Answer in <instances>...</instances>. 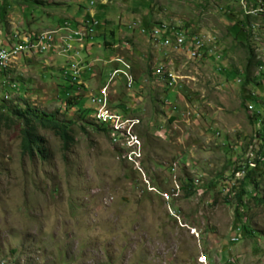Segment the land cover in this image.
I'll use <instances>...</instances> for the list:
<instances>
[{"label": "rangeland", "instance_id": "obj_1", "mask_svg": "<svg viewBox=\"0 0 264 264\" xmlns=\"http://www.w3.org/2000/svg\"><path fill=\"white\" fill-rule=\"evenodd\" d=\"M243 9L234 0H0L5 38L15 29L60 41L86 13L97 22L77 28L90 40H69L84 45L74 82L64 73L71 49L23 52L0 67V264H264V108L254 96L264 97V27ZM64 20L72 26L58 28ZM160 24L183 31L185 47L151 39ZM248 36L257 65L242 88ZM115 68L128 83L122 73L109 80ZM104 105L119 115L118 132L97 118ZM27 109L66 125L72 140L37 123L44 154H24L18 114ZM242 224L247 233L233 232Z\"/></svg>", "mask_w": 264, "mask_h": 264}, {"label": "built area", "instance_id": "obj_2", "mask_svg": "<svg viewBox=\"0 0 264 264\" xmlns=\"http://www.w3.org/2000/svg\"><path fill=\"white\" fill-rule=\"evenodd\" d=\"M240 1V0H239ZM251 3H259V10H251ZM247 10L251 11V19H256L258 20L259 25H262L264 27V0H248V8ZM91 18H93V16H91ZM85 19L88 21V28H95V26L93 25V19ZM62 30V29H61ZM174 30H180L177 27L171 26L169 24H165V25H161V26H156L155 28H150L148 29V36H151L152 39V35L155 32H165V36H167V39H171L172 40V32ZM2 32V29L0 30ZM19 30H13L12 33H18ZM12 33H11V37L10 38H6L5 42H0V59L1 57L4 56V52H10V51H21L23 53V51H29L32 48H37L39 47V43H40V38L41 36L38 37H31V42H20L19 44H12ZM72 36H83L85 37V42L90 40L89 36H84V29H77V27L75 29L72 30H65V39L64 40H52V44L49 45V48H56L58 49V54H64V49H71V57H69L71 60L68 62V69L66 68V70H64L65 74H68L69 79L71 80V82L76 81L78 79L79 76V68H81V64L80 62H82V60H79V53L82 52V49H84V45L83 46H79L77 49L76 48H71L69 46V39ZM251 42H254L252 40L251 37H249ZM174 42L178 43V45L183 44V41H177V40H173ZM60 42H64L65 46L61 47ZM190 52H195L198 53V55H200L199 52V46L194 45L193 48L189 49ZM73 53V54H72ZM203 53H201L202 55ZM114 61L118 62L122 60L120 58H115L113 59ZM125 66L128 67V65L124 62H122ZM83 64V63H82ZM262 72H264V68H262ZM118 73H122L126 82L128 83V77H132L128 70L124 71L121 70L119 68L114 69L109 77V80H112L114 78V76ZM64 74V75H65ZM82 75V74H81ZM103 94V93H102ZM255 98L259 101L258 103L261 104V107L264 108V97H262V95L260 94H255L254 95ZM92 100H99V102L104 103L106 102V99L102 102L101 99H97V98H93ZM106 106H102V108H100L99 110H101V116H105L106 118H108L109 120H117L119 119V115L116 113H112L109 112V110L107 108H105ZM118 121V124H121L122 121ZM127 125H129V127H132L133 125H135L134 123H126ZM114 131V130H112ZM135 136L134 134H130ZM137 144V137L135 136V144ZM132 145V146H133ZM255 165V164H253ZM237 237V236H234ZM233 237V238H234ZM199 263L200 264H210L209 261H206V257L204 256L203 258H199Z\"/></svg>", "mask_w": 264, "mask_h": 264}, {"label": "trees", "instance_id": "obj_3", "mask_svg": "<svg viewBox=\"0 0 264 264\" xmlns=\"http://www.w3.org/2000/svg\"><path fill=\"white\" fill-rule=\"evenodd\" d=\"M24 1L28 2V0H24ZM35 2L37 3L38 1H35ZM227 2H231V1H227ZM223 16H224L225 20L228 21L230 27L239 25V26H241L239 28V31H245L244 19L238 20L237 18L234 17V15H232L231 13L229 14L226 11H223ZM245 16H247V15H245ZM83 18L90 19L91 17L89 14L86 13L85 17H83ZM246 18H248V17H246ZM91 19H93V18H91ZM247 38H248V40H246L245 42H246V46L248 49V62H247V65H246L244 71L242 72L243 79L240 80V82H241L240 85L242 86V88H245L246 85L248 84L249 80H250L249 79L250 66L254 63L257 65L256 59L254 56L255 55L254 50L252 49V47L250 45L251 41H250L249 36ZM105 44H109V43L105 42ZM262 73H264V72H262ZM18 115L24 119V126L21 129V148H22V151L24 154H28L29 156H33L35 152H39L41 154H44L45 150L42 146V137L38 133V130H37V123L41 124L44 127L48 126V128L53 130L56 134L61 135L64 142H65V145H67L69 143V141L72 140L71 135L69 134V131H68L66 125L61 124V123H59L53 119L45 118L44 114L40 115L37 113H30V111L27 109V110H20ZM263 140H264V138H263ZM260 153L264 154V145H262L260 147ZM258 163H259V159L254 160V164L256 166L254 165V167L250 168V170H248L244 174V176L242 177L243 179L241 180L240 185H239L240 189L236 193L237 200L239 201V203H241V196L245 192L244 185H245L247 179L250 178L251 173H253L256 170ZM238 169L240 170V168H238ZM238 169H236V170L238 171ZM234 231H235V233H240V231L247 233L249 230H247V227L242 224V225L236 226L233 229V232Z\"/></svg>", "mask_w": 264, "mask_h": 264}, {"label": "bare ground", "instance_id": "obj_4", "mask_svg": "<svg viewBox=\"0 0 264 264\" xmlns=\"http://www.w3.org/2000/svg\"><path fill=\"white\" fill-rule=\"evenodd\" d=\"M234 1H236L240 6H242L244 9V12H246V14H247V16L248 15H251V11H249V10H247V8H248V0H234ZM232 2V1H231ZM91 3V2H90ZM94 5V4H93ZM251 10H259V3H251ZM67 21V20H66ZM96 22V21H95ZM97 23V22H96ZM63 25V24H62ZM62 25H60V26H58V28L59 27H61ZM161 25H165V24H160V25H158V26H161ZM155 28V27H154ZM54 29H57V28H54ZM65 30V29H64ZM67 30V29H66ZM93 30L91 29L90 30V32H92ZM89 32V31H88ZM59 33V32H58ZM2 33H0V42H5L6 41V38L3 36L4 34H2ZM53 34V33H52ZM22 35V34H21ZM19 33H13L12 34V44H19V41L20 42H31V37H33V36H30V37H28V38H23L22 36H21ZM25 35V34H24ZM55 35V34H54ZM64 35V34H63ZM185 34H184V32L183 31H179V30H174L173 32H172V40L171 39H167V36H165V33L164 34H162L161 32H155L152 36L154 37V38H157V40H162L163 41V43L164 44H169V43H173L174 41L173 40H177V41H183V44H181V45H178V43H176V42H174V45L176 46V47H185V37L186 36H184ZM187 35V34H186ZM36 36V35H35ZM38 36H41V38H40V43H39V47H37V48H32V49H30L29 51H23L24 53L25 52H36V53H43V52H46V51H48L49 50V45L48 44H50V40H51V38H53L49 33H43V34H40V35H38ZM38 36H36V37H38ZM57 35H55V37H56ZM87 36V35H86ZM80 37V36H79ZM188 37V36H187ZM191 37V36H190ZM74 38V37H73ZM72 38V39H73ZM80 38H82V37H80ZM198 39H199V37H198ZM69 40H71V39H69ZM52 41V40H51ZM188 41V40H187ZM203 41V40H202ZM201 41V42H202ZM196 43V42H195ZM199 43V42H198ZM71 44H72V42H71ZM162 44V43H161ZM202 44V43H201ZM199 49H200V47H199ZM201 52V51H200ZM22 52L21 51H10V52H4V56L3 57H1V59H0V67L1 68H7L8 67V65L10 64V62H11V60L14 58V57H17L19 54H21ZM195 53V52H194ZM80 54H81V52H80ZM198 54V53H197ZM195 57V56H194ZM260 65H263V64H259L258 66H260ZM263 67H264V65H263ZM115 69H117V68H115ZM2 70H5V69H2ZM163 70V69H162ZM166 73V75H165V80H166V84L168 85V86H172V85H174L175 84V82H176V80H175V78H174V74H173V72H165ZM164 73V74H165ZM163 75V74H162ZM131 85V83H129L128 84V86H130ZM167 86V87H168ZM131 87V86H130ZM92 102L93 103H97V102H99V100H92ZM97 105V104H96ZM97 113V118L100 120V119H102L103 121H105V122H109L110 123V121L111 120H109L108 118H106L105 116H101V110H98V112H96ZM107 120V121H106ZM109 120V121H108ZM120 127H121V124H118V122L116 121V120H113V124H112V130H114V131H119L120 130ZM131 139H132V141L134 140V143H135V138H133L132 136H129ZM138 142V141H137Z\"/></svg>", "mask_w": 264, "mask_h": 264}, {"label": "crops", "instance_id": "obj_5", "mask_svg": "<svg viewBox=\"0 0 264 264\" xmlns=\"http://www.w3.org/2000/svg\"><path fill=\"white\" fill-rule=\"evenodd\" d=\"M86 21H87V20L83 19V20H81V21H78L77 24H75L74 26H72V24H71V22H70L69 20H67V21L64 20V22H62L61 25L64 24L65 22H69V23L71 24L72 28L75 29L76 27L78 28V27L84 26V25L86 24V23H85ZM93 21H96V20L93 18ZM0 30H1V29H0ZM49 30H50V29H49ZM2 31H3V30H2ZM8 32H11V29L8 30V31H6V33H8Z\"/></svg>", "mask_w": 264, "mask_h": 264}]
</instances>
